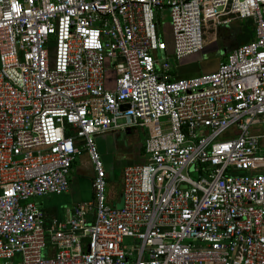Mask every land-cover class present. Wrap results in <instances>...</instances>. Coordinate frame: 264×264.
Listing matches in <instances>:
<instances>
[{"label": "built area", "instance_id": "2783aa9c", "mask_svg": "<svg viewBox=\"0 0 264 264\" xmlns=\"http://www.w3.org/2000/svg\"><path fill=\"white\" fill-rule=\"evenodd\" d=\"M241 20L252 40L175 76ZM138 127L112 206L95 139ZM83 152L92 200L50 214L34 199L67 193ZM0 264H264V0H0Z\"/></svg>", "mask_w": 264, "mask_h": 264}, {"label": "rangeland", "instance_id": "374dc122", "mask_svg": "<svg viewBox=\"0 0 264 264\" xmlns=\"http://www.w3.org/2000/svg\"><path fill=\"white\" fill-rule=\"evenodd\" d=\"M158 20L161 28V37L166 42L169 50L167 55L173 57V39L172 31L170 28V19H169V10L167 7H164L159 15ZM247 20L239 21L240 29L242 30L240 35L237 36V33L234 35L233 27L236 26L234 23H228L223 26L214 28L209 25L211 28H204L203 37L205 45L199 53L188 56L185 59H182L175 66V76L176 77H191L197 75L205 70L214 69L216 63L218 64L221 61L223 53L229 51L234 45H239L241 43L247 42L246 36L243 35V26L247 23ZM227 26V27H224ZM166 118H162L164 123ZM107 134V133H106ZM123 140H121L124 145L128 143L130 146L129 139L135 140L137 142L144 143V140L147 136L146 127H138L133 129L130 134L126 131H121ZM129 134V135H128ZM104 135V134H103ZM131 137V138H130ZM104 150V160H112V168L110 172V178L108 179V185L106 188V194L111 198V205L119 207L122 203L123 192H122V169L126 165L125 161L129 159L128 154H123L122 152H111V148ZM109 151V152H108ZM106 166V165H105ZM74 167V168H73ZM69 175L70 187L72 189H84L88 190L90 187V177L92 175V168H89L86 165H82L79 159L74 163ZM92 167V166H91ZM191 176L195 177L196 174L191 172ZM83 193V192H81ZM38 202L39 205L45 207L48 205L56 210L57 213L62 212L66 206L71 203L72 196L70 193H64L61 195L49 194L42 197H37L34 199ZM71 205V204H70ZM133 243L132 239L126 238L125 244Z\"/></svg>", "mask_w": 264, "mask_h": 264}, {"label": "crops", "instance_id": "0c3cea01", "mask_svg": "<svg viewBox=\"0 0 264 264\" xmlns=\"http://www.w3.org/2000/svg\"><path fill=\"white\" fill-rule=\"evenodd\" d=\"M232 23L236 24V26L233 27L234 35H235V33L238 34L239 30H240L239 21L232 22ZM224 27H227V26H224ZM234 47H235V45L233 47H231L229 49V51H227L225 53L228 54ZM225 53H223V54H225ZM222 59L223 58H221V60ZM217 66H218V64L216 63V65L214 66V69L205 70L204 72L214 71V70H216ZM204 72H201V73H204ZM109 87L113 88L114 85L110 84ZM95 140H96V145H97L98 151L100 153L101 159L103 161L104 167L106 169L108 179L110 178V172H111V168H112V160H110V159L104 160V153L103 152H104V150L105 151L108 150L107 148H111V152H114V151L117 152L118 151V152H122L123 154H128V155L130 154L129 159H127V161H125L126 165L142 164L144 162L145 156H144V149H143L142 142L140 143V142H137L135 140L129 139L130 146L128 145V143L125 146L124 143L121 141V140H123V136L121 134V131H119V130L108 132L107 134L105 133L104 135L103 134L98 135V136H96ZM77 159L80 160L82 165H86L89 168H92L91 167L92 165H91L87 155L84 152L81 153L76 158V160ZM91 171H92V175L89 176L90 177V187L88 190H84V189L81 190L80 188L76 189V190L72 189L70 187V181H69V190L67 193H70L72 196V200L70 203L71 205L75 204L77 202H87V201L92 200L93 192H92V187H91V180H92V177L94 175L93 174V168ZM107 185H108V182H107ZM81 192H83V193H81ZM106 199H107V202L109 204H111V201H110L111 198L108 197L107 194H106ZM68 206H66V207H68ZM45 207L48 209V212L50 214L54 215L57 213L56 210L53 209L52 207H49L48 205H46Z\"/></svg>", "mask_w": 264, "mask_h": 264}, {"label": "trees", "instance_id": "16d2710c", "mask_svg": "<svg viewBox=\"0 0 264 264\" xmlns=\"http://www.w3.org/2000/svg\"><path fill=\"white\" fill-rule=\"evenodd\" d=\"M247 21L248 22L243 26V30H244L243 35L246 36V39H245L246 41H250V40H252L254 38V32H253V28H252L251 22L249 20H247ZM241 31L242 30L240 29L239 33L237 34V36L240 35ZM226 55H227V53L223 54V56H222L223 59L222 60H225ZM173 73H175V71ZM75 161H76V159L72 162V167H73ZM107 182H108V179H107Z\"/></svg>", "mask_w": 264, "mask_h": 264}, {"label": "water", "instance_id": "95a60500", "mask_svg": "<svg viewBox=\"0 0 264 264\" xmlns=\"http://www.w3.org/2000/svg\"><path fill=\"white\" fill-rule=\"evenodd\" d=\"M184 59H185V58H184ZM115 76H116V74H115V72H114L113 70L107 72V85H108V86H110L111 81L114 80ZM128 108H129V104H127V103L123 104V106H122V110H126V109H128ZM126 132H127V133H130V129H127Z\"/></svg>", "mask_w": 264, "mask_h": 264}]
</instances>
